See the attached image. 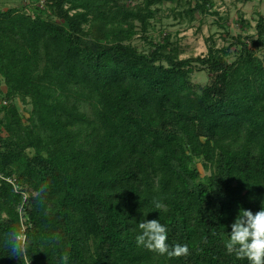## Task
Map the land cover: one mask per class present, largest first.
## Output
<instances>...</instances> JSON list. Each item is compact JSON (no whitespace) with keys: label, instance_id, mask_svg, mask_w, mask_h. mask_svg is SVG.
<instances>
[{"label":"trees","instance_id":"trees-1","mask_svg":"<svg viewBox=\"0 0 264 264\" xmlns=\"http://www.w3.org/2000/svg\"><path fill=\"white\" fill-rule=\"evenodd\" d=\"M164 1L0 10V264H250L225 242L241 209L264 207V14L253 36H229L232 56L183 58L157 25L224 18L214 0L166 16ZM151 219L189 255L138 246ZM11 232L26 257L11 256Z\"/></svg>","mask_w":264,"mask_h":264},{"label":"rangeland","instance_id":"rangeland-1","mask_svg":"<svg viewBox=\"0 0 264 264\" xmlns=\"http://www.w3.org/2000/svg\"><path fill=\"white\" fill-rule=\"evenodd\" d=\"M176 0H165L160 6L161 15H167L174 7ZM216 10L219 11L224 21L219 25L213 21L211 17H199L198 20L189 25L186 22L173 20L171 17L164 19L162 24L156 26L154 32L155 38H161L169 35L173 43L178 44L181 57L197 56L207 53L208 51H220L224 48L229 49V56H232L233 47L229 45L230 37L241 34L254 35V19L256 13L264 14V0H246L244 2L235 0H214ZM134 3L135 0H132ZM26 6V13H33L35 6L43 9L46 16H51V10L45 5V0H0V10H6L13 7ZM24 8V7H23ZM38 8V9H39ZM222 27V28H221ZM227 30H226V29ZM132 43L137 46L140 51H146L148 44L139 35L132 38ZM192 80L196 83L206 84L208 76L204 72L195 73ZM0 89L5 91L4 85L0 83ZM1 100V99H0ZM6 104L0 101V105ZM26 105L18 102V109L25 113ZM25 108V109H24ZM0 120H6L5 113L0 114ZM201 174L205 175L200 168Z\"/></svg>","mask_w":264,"mask_h":264},{"label":"clouds","instance_id":"clouds-1","mask_svg":"<svg viewBox=\"0 0 264 264\" xmlns=\"http://www.w3.org/2000/svg\"><path fill=\"white\" fill-rule=\"evenodd\" d=\"M155 207H162L159 201ZM141 232L136 236L138 246L150 251L171 257L189 255L187 244L176 243L169 246L168 229L159 219L142 220L139 224ZM11 256L26 257L27 238L11 232L8 237ZM228 254H235L237 259H247L250 264H264V207L253 213L251 210L241 209L231 224L229 238L225 242ZM68 255L61 257L62 264H68Z\"/></svg>","mask_w":264,"mask_h":264}]
</instances>
